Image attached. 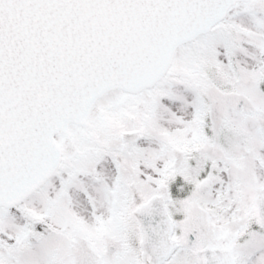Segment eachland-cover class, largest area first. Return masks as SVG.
Listing matches in <instances>:
<instances>
[{
    "label": "snow or ice",
    "instance_id": "1",
    "mask_svg": "<svg viewBox=\"0 0 264 264\" xmlns=\"http://www.w3.org/2000/svg\"><path fill=\"white\" fill-rule=\"evenodd\" d=\"M0 264H264V0H0Z\"/></svg>",
    "mask_w": 264,
    "mask_h": 264
}]
</instances>
